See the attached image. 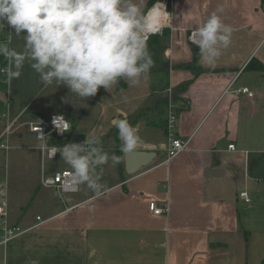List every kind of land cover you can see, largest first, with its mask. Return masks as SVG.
Segmentation results:
<instances>
[{
	"label": "crops",
	"instance_id": "0c3cea01",
	"mask_svg": "<svg viewBox=\"0 0 264 264\" xmlns=\"http://www.w3.org/2000/svg\"><path fill=\"white\" fill-rule=\"evenodd\" d=\"M262 3L171 0L172 23L163 28L168 38L162 47L149 49L152 67L139 86L121 79L112 89L101 87L84 100L63 85L45 89L39 75L31 84L21 80L17 87L7 80L6 91L0 92L5 111L0 137L10 127L16 150L6 154V163L20 179L13 189L14 207L2 199L7 226L19 231L4 241L0 227V264H264V212L239 197L248 186H264L263 132L252 131L259 99L264 98ZM218 5L224 7L222 19L232 26L233 37L215 65L208 66L187 40L185 29ZM253 60L262 69L247 72ZM157 73L166 75L168 86L162 91L156 88L163 85L164 76L161 80ZM182 83L186 86L172 101L180 108L175 135L186 147L167 159L168 136L159 126V106L149 100L165 90L171 97ZM243 87L252 96L239 92ZM30 105L35 114L24 113ZM51 114H62L84 140L93 132L99 138L98 147L109 155L110 164L96 171L101 183L102 176L112 175L103 183L109 188L105 196L98 198L81 185L60 205L55 190L40 184L41 142L20 124ZM118 119L138 129L140 141L133 150L155 153L149 164L132 174L126 173L123 158L121 165L111 162L117 158L116 149L122 148L114 127ZM242 124L245 135L240 133ZM30 167L37 171V186L27 185L23 178ZM206 168L221 171L208 176ZM149 201L166 206V211L154 215Z\"/></svg>",
	"mask_w": 264,
	"mask_h": 264
},
{
	"label": "clouds",
	"instance_id": "9594fccd",
	"mask_svg": "<svg viewBox=\"0 0 264 264\" xmlns=\"http://www.w3.org/2000/svg\"><path fill=\"white\" fill-rule=\"evenodd\" d=\"M223 12V5H218L185 29L187 40L208 66H214L232 43L233 28L223 21ZM172 18L160 0L150 8L146 0H0V28L7 25L24 41L20 51L9 46L10 40L0 42V57L6 61L3 74L9 82L19 78L27 61L43 85H63L84 100L101 87L112 89L121 79L139 86L153 63L148 38L171 25ZM58 119L63 117H54L56 126ZM114 127L121 150H133L140 141L138 129L127 119L116 120ZM67 130L65 123L60 131ZM99 143L93 132L83 143L59 149L73 183L86 186L98 198L109 192L96 171L109 161ZM111 159L119 162L115 156Z\"/></svg>",
	"mask_w": 264,
	"mask_h": 264
},
{
	"label": "built area",
	"instance_id": "2783aa9c",
	"mask_svg": "<svg viewBox=\"0 0 264 264\" xmlns=\"http://www.w3.org/2000/svg\"><path fill=\"white\" fill-rule=\"evenodd\" d=\"M264 7V2L262 3ZM6 30L8 33L11 31L7 25L4 28H0V36ZM190 34V33H189ZM242 94H247L248 97L252 96V93L247 87L239 89ZM62 116L63 119L57 120V126L53 123L54 117ZM178 121L177 107L175 106L172 98L169 97L166 105V134L168 136V146L166 149V158L170 159L180 153L186 147V141L180 139L175 135V127ZM67 123L68 130L66 132H61L63 130L64 124ZM20 125L28 126V131L33 133L35 137L41 142L38 150L40 156V184L44 187L52 188L57 193L61 202L64 203L63 195L67 193L78 192L79 187L73 183L70 178V169L65 168L57 170L53 168V164L62 158L59 149L66 144H61L60 142L65 140L71 130V126L68 120L62 114H51L50 116L43 118L38 121H27L21 123ZM60 129V130H59ZM10 131V127L5 130V133ZM43 135V137L40 136ZM69 140V139H68ZM46 141V145H45ZM68 144V142H67ZM0 146L8 149L6 142L1 143ZM227 148L229 150H235L234 144H228ZM51 164V165H50ZM245 202L249 201V197L246 191H242L239 194ZM6 203L4 200L0 202V227L3 229L6 241L8 238L15 236L19 231L18 228H9L6 224ZM148 209L154 215H161L166 211V206L157 205L155 201L148 202ZM40 220V217H36ZM43 222V221H42ZM42 222L38 223L41 224Z\"/></svg>",
	"mask_w": 264,
	"mask_h": 264
},
{
	"label": "rangeland",
	"instance_id": "374dc122",
	"mask_svg": "<svg viewBox=\"0 0 264 264\" xmlns=\"http://www.w3.org/2000/svg\"><path fill=\"white\" fill-rule=\"evenodd\" d=\"M162 30H164V29H162ZM162 30L160 31V33H157V34L159 35V37L163 38L165 35H164ZM2 34L3 35L0 36V42L8 43L10 40L11 41L9 44L10 47L15 48L17 51L22 50L23 44H24L23 36L18 37L14 33H10V32L8 33L6 30H4V32ZM151 40H153V41L156 40V37H153V35H151ZM162 43H163V41H162ZM252 63H256V60H253ZM5 67L6 66H0V92H2V93H3V91H6L5 89L7 88V79L5 78V76L3 74V69ZM253 70H255V69L248 67L246 71L251 72ZM36 75H38V74L30 67V63L26 61L22 70H21V74H20L19 78L12 80L13 86L17 87L18 82H20L21 80H24L27 83L31 84L34 81L32 77L36 76ZM258 83H262V82H258ZM258 85L256 87H258ZM53 86H55V84L50 85V86H44V88L46 87L49 89V88H52ZM44 88L40 91L41 93H43ZM258 106H259L258 116L255 120H253L254 127L252 128V131L254 133H256L257 131L263 132V141H264V98L259 99ZM1 108L2 107L0 106V116L5 114V111ZM0 128H1V122H0ZM246 129L247 128L242 124L241 128H240L241 135H245ZM23 130L28 132V126H24ZM8 133L4 132L2 135V138L0 137V144L6 142L7 145L9 144V146H10L9 149H5L4 147L0 146V202L2 200H4L2 198H5L7 200L8 205H9L8 207L12 208V207H14L13 200L15 198L13 196L14 195L13 189L15 188V186H17V183H19L17 179H18V176L20 179V175L18 174V172L16 170L11 169V166L8 167L7 163H6V154L8 152L16 150L13 147L14 143L12 140H10V135ZM259 135H262V133H259ZM253 138L255 139V137H253ZM251 147H255V146H251ZM109 164H110V160L108 161L107 164H105L101 167H104V168L108 167ZM53 168H55L57 170H61V169L69 168V166L65 163V161L62 158H59L53 164ZM23 178L25 179V182L29 186H31V185L37 186V184L39 185V182L37 179V171L34 170L33 167H30L25 172ZM111 179H112V175L102 176V182L103 183H107V182L111 181ZM262 184H263L262 182L261 183L259 182L258 186H248V188H246V192L248 194L249 200H251L252 204H255L257 207H259L258 208L259 213L262 210L264 212V186H262ZM11 194H12V197H11ZM55 196H56L57 202L60 205H62L63 203L61 202V199L58 197V195L55 194ZM63 199L67 200V194L63 195ZM30 202L28 201L27 204H29ZM34 212H36V211H34ZM34 212H33V207H32V213H33L32 218H34Z\"/></svg>",
	"mask_w": 264,
	"mask_h": 264
},
{
	"label": "trees",
	"instance_id": "16d2710c",
	"mask_svg": "<svg viewBox=\"0 0 264 264\" xmlns=\"http://www.w3.org/2000/svg\"><path fill=\"white\" fill-rule=\"evenodd\" d=\"M156 0H149L148 3L146 4L147 7H151L154 2ZM262 2H264V0H262ZM163 33H164V37H159L158 34H154L153 37H156V40H151V36L148 38V41H147V45H148V49H157V48H160L164 45L165 41L167 40L168 38V30L164 29L162 30ZM161 35V34H160ZM163 41V43H162ZM0 66H6V61L4 60L3 57H0ZM180 66H186V64H182ZM187 66L191 67V64H187ZM254 68V69H262V66L260 64H253L252 62H249L246 66V68ZM164 74H166L167 70H161ZM157 74H160V73H157ZM161 74L158 76L159 79H161ZM164 76V75H163ZM162 76V77H163ZM166 76V75H165ZM163 77V85H160L156 88L157 91H162L164 89L167 88L168 86V83L166 81V77ZM162 80V79H161ZM155 86V85H154ZM186 86V83H182L180 84L177 88H175L174 90H172V93L174 92V94L171 95V98L173 100L177 99L176 96H177V92L180 91L181 89H183L184 87ZM167 100L168 98H165V99H160V100H157V101H154L152 103V105H158L159 108H158V116H159V119L161 120V124H159V126L164 129V131L166 132V118H163L164 115H166V105H167ZM150 107H147L146 109H149ZM145 109H142L140 112L144 111ZM180 108H177V112H179ZM35 107L34 105H30L28 106V108L26 109V111L24 113H27V114H35ZM25 116V115H23ZM73 133V129L70 130L67 138L63 141H61L60 143L61 144H67L68 142V139L70 137V135ZM123 151L121 150V148L118 147V149H116V156H117V159L119 160V163L120 165L122 164V158H123ZM264 263V262H263Z\"/></svg>",
	"mask_w": 264,
	"mask_h": 264
},
{
	"label": "water",
	"instance_id": "95a60500",
	"mask_svg": "<svg viewBox=\"0 0 264 264\" xmlns=\"http://www.w3.org/2000/svg\"><path fill=\"white\" fill-rule=\"evenodd\" d=\"M161 3L165 5V10L167 12L170 11L171 8V0H160ZM169 95V91L165 90L161 93L155 94L149 100V103L153 101H157L160 99L167 98ZM84 135L81 133H72L69 137L68 143H83ZM155 158V153L152 151H138V150H131L128 152H124L123 154V162H124V169L126 173L132 174L149 164ZM221 170L216 168H206L204 173L208 176H214L220 173Z\"/></svg>",
	"mask_w": 264,
	"mask_h": 264
}]
</instances>
